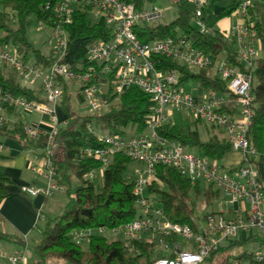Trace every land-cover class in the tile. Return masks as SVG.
<instances>
[{
	"label": "built area",
	"instance_id": "built-area-1",
	"mask_svg": "<svg viewBox=\"0 0 264 264\" xmlns=\"http://www.w3.org/2000/svg\"><path fill=\"white\" fill-rule=\"evenodd\" d=\"M193 12V23L200 33L209 31L205 21V9L214 11L211 0H185ZM236 2L231 14L234 21L226 31L232 40L236 57L242 65L229 62L221 54L211 56L193 46L184 36L177 34L164 39L141 41L134 28L137 25L161 21L163 10L153 2L135 8L123 0H53L46 2L45 10L56 17L53 28L55 45L50 49L52 62L44 67L28 57H22L14 46H0V66L8 67L22 79L34 82L41 80L45 102L28 101L21 96L0 92V125L7 123L8 107L24 108L49 115L50 128L44 130L30 123L23 124L27 139L44 138L41 167L46 176L56 174L55 152L58 150V129L61 123L54 106L62 96L61 80L77 81L81 87L82 103L92 111L99 109L100 95L110 85L114 92L121 93L130 86H137L149 97L150 111L145 117V133L129 138L114 133L97 132L88 124L89 131L100 141L101 146L85 147L83 154L95 158L99 164L84 174L91 181L102 176L112 154L122 152L140 164L136 170L138 178L133 182L135 206L138 214L122 228L128 240L156 238L158 248L167 255L154 259L152 264H199L219 245L228 239H244L247 236L264 234V180L260 177L255 162L256 152L248 139L253 115L251 93V70L260 52L254 44L258 38L254 4L255 0H228ZM88 7L97 19L102 18L112 28L108 40H95L87 49L91 62L84 70L73 71L62 62L66 53L64 24L71 20L74 10ZM39 24H43L38 21ZM50 26V25H49ZM163 55L178 65L190 69L209 68L213 76L226 84L227 92L207 90L199 94L197 88L187 90L176 87L177 77L173 70L162 72L155 67L154 56ZM225 107H231L228 111ZM175 115L190 121H200L221 130L229 139L232 149L239 151L243 161L225 167L217 160L187 150L183 145L159 136L156 128ZM145 129V130H146ZM3 144L0 142V150ZM156 164L173 167L192 183H205L221 190L224 206L207 214L194 231L185 224L169 221L157 207L154 196L147 187L154 176ZM49 188L23 185L20 190L30 196L41 192L47 195ZM231 214V216H227ZM115 228V229H117ZM104 228H98L102 231ZM91 230L76 229L71 235L75 240H88ZM177 235L181 241L168 242L161 237ZM0 252V257H2ZM264 249L253 253L261 260ZM8 264H25L24 257L16 250L7 256Z\"/></svg>",
	"mask_w": 264,
	"mask_h": 264
},
{
	"label": "trees",
	"instance_id": "trees-1",
	"mask_svg": "<svg viewBox=\"0 0 264 264\" xmlns=\"http://www.w3.org/2000/svg\"><path fill=\"white\" fill-rule=\"evenodd\" d=\"M53 0H0V46H14L18 53L26 58L32 55L33 60L42 66H49L52 62L48 53L35 48L26 37V29L31 18L41 21L45 25H56L58 20L48 10L46 2ZM140 8L145 3L156 0H123ZM176 6V16L168 21H157L150 24L137 25L134 32L141 41L164 39L177 34L184 36L191 44L211 56L222 55L232 64L242 69L236 57L232 40L227 38L226 31L216 27L217 22L230 16L236 10V2L228 1L219 12L215 11V3L211 0L214 11L205 9V21L209 31L200 33L193 23V12L185 0H172ZM264 3V0H260ZM255 19L257 17L255 15ZM258 30L257 42L260 55L251 70V93L253 96L248 139L256 152L253 162L264 163V35L260 23L256 22ZM66 32V53L62 62L73 71L84 70L91 62L87 49L95 40H108L112 35V28L102 18H95L88 7L74 10L71 20L64 24ZM155 67L162 72L174 71L177 77L176 87L188 83L195 84L199 94L207 90L226 93V84L213 76L209 68L190 69L178 65L174 60L163 55L153 57ZM71 80H61L62 96L58 106L67 115V121L58 129V150L60 157L55 158L58 184L68 195L67 202L60 214L48 219L43 226L41 239L32 249L35 256L34 264H49L51 259H60L58 264H152L154 259L167 255L158 248L156 238L128 240L124 237L108 240L100 235H90L86 249H82L75 242L71 233L76 229H115L133 220L138 214L133 193L134 180L125 175L127 165L133 161L124 153L114 152L102 174V187L99 192L93 188L91 181L84 178V174L98 166L99 162L83 154L85 147L101 146L100 141L89 131L88 124L94 122L102 132L123 136L125 128L130 126L134 135L143 133L146 129L145 117L149 113V97L137 86H130L121 93L114 92L108 85L100 95V102L104 107L92 114L81 115L75 112L69 104L67 85ZM81 87L77 94L82 103ZM0 92L13 96H21L28 101L45 102L38 96L35 89L21 84L14 72H5L0 66ZM14 108L8 107L7 113ZM232 111L231 107H225ZM200 121H190L180 115L173 116L156 128L159 136L177 142L185 148H195L197 154L217 160L233 151L227 136L221 131L214 132L215 127L203 123L207 138L203 139L197 129ZM21 121L0 125V135H5L17 141L23 147H32L38 155L43 153L44 138L29 140L23 131ZM240 164V163H239ZM73 178L79 181V186L70 193L69 186ZM0 180H8L0 175ZM66 185V187H65ZM148 193L154 196L157 207L165 218L171 222L185 224L194 231L198 230L199 222L207 214L214 212L200 209L199 203L212 205L219 197V190L207 184L192 183L176 169L164 164H156L154 176L148 187ZM6 193L0 189V200ZM199 202V203H198ZM164 240L181 241L177 235L161 237ZM14 240L23 242L12 235L0 234V240ZM255 236L244 239L225 240L218 248L210 253L199 264H264V255L256 260L253 253L233 251L244 242L256 240Z\"/></svg>",
	"mask_w": 264,
	"mask_h": 264
},
{
	"label": "crops",
	"instance_id": "crops-1",
	"mask_svg": "<svg viewBox=\"0 0 264 264\" xmlns=\"http://www.w3.org/2000/svg\"><path fill=\"white\" fill-rule=\"evenodd\" d=\"M258 3L260 4V2H255L254 4V12L260 23L261 30L264 32V26L262 25L264 23V4L259 5ZM258 7L260 8L259 11ZM219 10H216V12H219ZM228 17H231V15ZM232 20L234 21V16H232ZM232 20L228 22V27L233 23ZM223 30L227 31L224 28ZM194 88H196L195 84L194 87L190 86L187 90ZM34 89L37 90L36 88ZM41 98L44 99V96ZM54 111L61 123L67 121V115L58 104L54 106ZM17 121L30 123L44 130L50 128L49 115L24 108L15 107L12 112L7 113V123L12 124ZM221 135L225 136L222 131ZM0 142L3 144V148L0 150V175L8 178V180H0V189L6 193V196L0 200V234L12 235L23 242V244H19L14 240H0V252L3 254L0 257V264H8L7 256L16 250L20 251L23 255L25 264L30 263V258L32 260L31 264H34L35 256L32 257V255H28L26 252V247L29 245L28 240L41 239L42 232L40 230L43 229L39 221L45 220V223L48 219L52 218L43 212L52 214V212H55L56 207L54 206V200H49L48 197H55L56 193L54 194L53 191L58 190L57 193H62L64 188L58 184L59 176L57 173L51 178L46 176L43 167H41L40 155L31 146L25 148L14 139L5 135H0ZM228 153L230 155L231 152ZM59 157L60 152L57 150L55 158ZM243 158L244 156L239 152L236 161L228 158V166L219 163L225 167H232L241 163ZM233 162H236V164H233ZM255 167L260 177L264 180V163L256 162ZM23 185H30L40 189L49 188L52 185L55 187L47 195L39 192L34 196H30L20 190V187ZM220 204L222 205L220 208H222L224 204L221 202ZM21 247L23 250H21Z\"/></svg>",
	"mask_w": 264,
	"mask_h": 264
},
{
	"label": "rangeland",
	"instance_id": "rangeland-1",
	"mask_svg": "<svg viewBox=\"0 0 264 264\" xmlns=\"http://www.w3.org/2000/svg\"><path fill=\"white\" fill-rule=\"evenodd\" d=\"M255 2H260V4H264L262 1L260 0H255ZM228 0H219L215 3L214 7H215V11L221 9L222 7H224L225 5H227ZM155 5H157L159 8H161L163 10V15L161 18V22H168L170 20H172L175 16H176V6L173 3L172 0H156L154 2ZM259 4V3H258ZM259 4V5H260ZM147 7L150 6V3H146L145 4ZM260 10V8L258 7V11ZM260 18H261V14H260ZM232 20V16L231 17H225L220 19L217 24L216 27L220 28V29H226L227 32L229 31V27H228V22ZM233 21V20H232ZM262 25L264 26V23H262ZM262 34L264 35V32L261 30ZM53 34V28L49 25H45V24H39V22L34 19L31 18L30 24L26 29V37L27 39L32 43V45L37 48L40 49L42 52L44 53H48L50 51V49L55 45L56 42V38L52 37ZM62 39H66V34L62 33L61 35ZM255 48L260 52L259 49V43L256 41L254 44ZM10 47V45H9ZM29 59H33L32 55L28 56ZM3 70L5 72H14L13 70L9 69L8 67H2ZM44 71L47 70V67L45 66ZM18 80L21 82V84H26L32 88H36L37 90L36 93L38 96L42 97L44 96L43 91L41 90V80L38 78L36 79L33 83L26 81L24 79H22L21 77H19L17 75ZM78 86L79 83L77 81H70L66 92L69 93L70 98H69V104L70 107L77 113L81 114V115H87V114H92L94 113V111L90 110L88 107H86L83 103H80V100L78 98V94H77V90H78ZM194 87L193 83H188L186 84L184 87H186V89H188L189 87ZM100 111L104 110V107L102 106V104L99 107ZM182 116V115H180ZM203 123L201 122L197 125V129L200 133V136L205 139L207 138V133H205L204 128H203ZM92 127L99 133H102V131L100 130V128L94 123L92 122ZM148 130L146 129L145 131H143V133L147 132ZM219 130L217 128L214 129V132L217 133ZM132 135H134V130L132 127L127 126L125 128V133L122 136L123 138H129ZM190 152L196 153L197 150L195 148H191L188 149ZM230 155L225 154L223 156L222 159L219 160L220 163H223L224 165L228 166L229 163L227 162L228 158H230V160L232 161H236V159L238 158V154L239 151H236L233 149V151H230ZM233 164H236V162H233ZM140 164L136 161H131L126 168L125 171V175L132 179L135 180L138 178V175L136 174V170L140 169ZM92 184H93V188L96 192H99L101 190L102 187V177L100 175L96 176L93 180H92ZM206 184L203 183L202 187H204ZM79 186V181L76 178H73L72 181L70 182V186H69V191L70 193H72L75 188H77ZM66 187V185H65ZM54 194L56 193L55 197H48L49 200H54V203L56 206L55 207V212H52V214H47V212H43L46 215H49L50 217H53L55 215H58L61 213V211L63 210V207L65 205V203L67 202L68 199V195L66 193V191L64 190L62 193H57L58 190H54L53 191ZM224 196L221 190H219V197L213 202L212 205H205L199 203V207L200 209L202 208L203 210L206 211H210L213 210L214 212L218 211L220 209V207L222 206L220 204L223 203ZM224 206V205H223ZM227 216H231V214H227ZM45 220H40L39 224H41L42 229H43V224H44ZM40 232H42V230H40ZM123 229L122 228H117V229H108V228H104L102 231H99L97 228L96 229H92L91 230V234L92 235H100L105 237L108 240H113V239H117V238H122L123 237ZM258 238L256 240L253 241H249V242H244L241 245H239L238 247L234 248L233 251H246V252H250V253H255L257 251H261L264 249V234H259L258 233ZM41 237V236H40ZM35 239V238H34ZM40 240V238H38V240H28V246L26 247V252L28 255H32V257L34 256L33 254V249H32V245L38 243ZM75 242H77L80 247L82 249H86L88 242L86 240H75ZM21 250H23V248L21 247ZM31 258H30V263L31 264ZM62 260L60 259H51L49 260V264H58L61 263ZM243 264H247L246 262H244Z\"/></svg>",
	"mask_w": 264,
	"mask_h": 264
},
{
	"label": "water",
	"instance_id": "water-1",
	"mask_svg": "<svg viewBox=\"0 0 264 264\" xmlns=\"http://www.w3.org/2000/svg\"><path fill=\"white\" fill-rule=\"evenodd\" d=\"M58 142H60V140L58 139Z\"/></svg>",
	"mask_w": 264,
	"mask_h": 264
}]
</instances>
